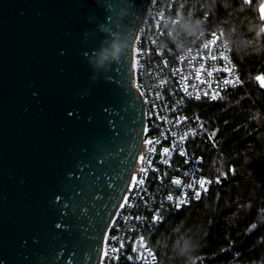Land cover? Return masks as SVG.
I'll return each instance as SVG.
<instances>
[{
	"label": "water",
	"instance_id": "1",
	"mask_svg": "<svg viewBox=\"0 0 264 264\" xmlns=\"http://www.w3.org/2000/svg\"><path fill=\"white\" fill-rule=\"evenodd\" d=\"M147 3L0 0V264H98L143 136Z\"/></svg>",
	"mask_w": 264,
	"mask_h": 264
},
{
	"label": "trees",
	"instance_id": "2",
	"mask_svg": "<svg viewBox=\"0 0 264 264\" xmlns=\"http://www.w3.org/2000/svg\"><path fill=\"white\" fill-rule=\"evenodd\" d=\"M261 1L176 0L169 12L170 25L160 41L168 56L199 49L218 33L228 42L244 84L213 104L202 100L186 103L187 110L198 111L202 120L191 149L203 156L210 187L207 196L165 213L146 232V240L161 264H264ZM193 22L198 25L188 32L183 25ZM207 133L213 135L214 144ZM185 242L194 246L186 256L178 251Z\"/></svg>",
	"mask_w": 264,
	"mask_h": 264
},
{
	"label": "built area",
	"instance_id": "3",
	"mask_svg": "<svg viewBox=\"0 0 264 264\" xmlns=\"http://www.w3.org/2000/svg\"><path fill=\"white\" fill-rule=\"evenodd\" d=\"M175 1L148 0L131 44L130 84L142 96L143 136L124 194L129 196L128 206L119 207L124 203L123 196L104 232L111 238L107 245L108 257L105 258L102 239L98 264H161L146 240V232L156 226L165 213L207 196L210 187L203 156L191 149L192 140L202 129V120L198 111L187 110L186 103L197 100L198 94L199 100L213 104L244 84L228 42L218 33L207 38L199 49L184 50L173 58L165 53L160 41L168 31L169 12ZM225 80L232 83L226 85ZM185 88L190 96L185 95ZM206 136L214 144L213 135L207 133ZM181 137L186 138L181 140ZM149 139L160 143L148 145L145 141ZM149 147H153L155 153L149 152ZM164 148L169 149L167 154L162 153ZM182 150L185 155H181ZM141 157H144L143 162ZM141 168L147 171L145 184L129 191L132 176L138 180L145 177ZM230 171L233 172L232 167ZM174 179L180 183H174ZM202 179L207 181L203 186ZM169 195L173 197L171 201L167 199ZM178 202H181L179 208ZM154 216L159 217L158 222L153 220ZM112 248L118 251L113 253Z\"/></svg>",
	"mask_w": 264,
	"mask_h": 264
},
{
	"label": "snow or ice",
	"instance_id": "4",
	"mask_svg": "<svg viewBox=\"0 0 264 264\" xmlns=\"http://www.w3.org/2000/svg\"><path fill=\"white\" fill-rule=\"evenodd\" d=\"M260 14H261L262 17H264V5H261V7H260ZM213 42H214V41H213ZM257 79H259V77H257ZM230 83H232V81H230V80H225V81H224V84H226V85H227V84H230ZM184 91H185V95H189V96L191 95V93L188 92L187 88H185ZM213 98L215 99V98H217V97L214 96ZM195 99H197V100L201 99L200 95L197 94V95L195 96ZM104 111L107 112L108 109L105 108ZM68 115L71 116L72 113L69 112ZM177 123H180V121L178 120ZM144 131H145V133H147V132H148V128L145 127ZM192 134H193V135L195 134V131H194V130H193ZM185 138H186V137H181V140H184ZM145 143L148 144V145H153V143L159 144L160 141H159V140H156V141L154 142L153 140L149 139V140H146ZM149 152H151V153H155V149H154L153 147H149ZM168 152H169V149H168V148H164V149H162V153H163V154H167ZM185 154H186V153L184 152V150H182V151H181V155H185ZM143 160H144V157H141V161H142V162H143ZM163 162H164L165 164L168 163L167 160H165V161H163ZM149 163H150V162H149ZM141 172L145 173V177H144V178H140V179L138 180L136 176H132V184L129 186V191H132V190H133L135 187H137L138 185H144V184H145V180H146V176H147V171H146V169L141 168ZM174 183L179 184L180 181L174 179ZM206 183H207V181H205V180H203V179L200 181L201 186H203V185L206 184ZM189 187H192V185H189ZM199 195H200L199 193L196 194L197 198H199ZM57 198H58V197H57ZM123 199H124V203H121V204L119 205L120 208H124V207L128 206L129 196H124ZM167 199L171 201V200L173 199V197H172L171 195H169ZM185 199H187V197H185ZM176 206H177V208H179V207L181 206V202H178ZM137 219H139V217H137ZM153 220L156 221V222H158L159 217H158V216H154V217H153ZM113 224H115V221H113ZM56 227H61V224H57ZM252 227L255 228L256 225H253ZM110 239H111V238H110L107 234H104V235H103V240H104V243H105V253H104V254H105V258L108 257V249H107V245H108V241H109ZM121 247H123L122 244H121ZM111 251H112L113 253H116L118 250H117L116 248H112Z\"/></svg>",
	"mask_w": 264,
	"mask_h": 264
},
{
	"label": "clouds",
	"instance_id": "5",
	"mask_svg": "<svg viewBox=\"0 0 264 264\" xmlns=\"http://www.w3.org/2000/svg\"><path fill=\"white\" fill-rule=\"evenodd\" d=\"M198 22H193L191 25H183V27L188 31L192 32L197 27ZM121 52V46L119 44H113L111 51L107 52L105 54H101L98 63H102L104 60L108 59L109 56H111L113 59H116L118 57V54ZM181 255H188L192 251H194V246L190 242H185L184 245H182V248L178 250Z\"/></svg>",
	"mask_w": 264,
	"mask_h": 264
},
{
	"label": "crops",
	"instance_id": "6",
	"mask_svg": "<svg viewBox=\"0 0 264 264\" xmlns=\"http://www.w3.org/2000/svg\"><path fill=\"white\" fill-rule=\"evenodd\" d=\"M261 5H264V0L261 1L260 7H261ZM262 18L264 19V17H262ZM263 32H264V25H263Z\"/></svg>",
	"mask_w": 264,
	"mask_h": 264
}]
</instances>
